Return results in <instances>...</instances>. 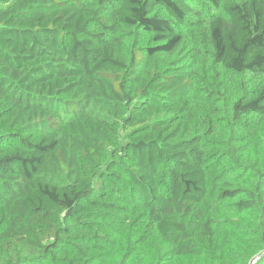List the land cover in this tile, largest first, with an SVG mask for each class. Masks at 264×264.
Instances as JSON below:
<instances>
[{"label":"trees","instance_id":"16d2710c","mask_svg":"<svg viewBox=\"0 0 264 264\" xmlns=\"http://www.w3.org/2000/svg\"><path fill=\"white\" fill-rule=\"evenodd\" d=\"M264 264V0H0V264Z\"/></svg>","mask_w":264,"mask_h":264},{"label":"water","instance_id":"95a60500","mask_svg":"<svg viewBox=\"0 0 264 264\" xmlns=\"http://www.w3.org/2000/svg\"><path fill=\"white\" fill-rule=\"evenodd\" d=\"M261 255H259V256H257V257H255V259L254 260H252V262H251V264H253L254 262H255V260L257 259V258H259Z\"/></svg>","mask_w":264,"mask_h":264}]
</instances>
